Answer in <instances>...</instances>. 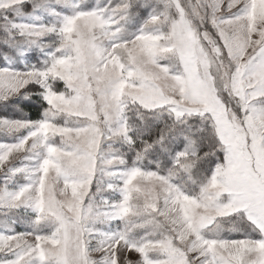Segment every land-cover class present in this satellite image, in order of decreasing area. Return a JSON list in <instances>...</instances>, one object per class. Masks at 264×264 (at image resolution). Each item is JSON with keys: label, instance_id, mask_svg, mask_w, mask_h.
Returning a JSON list of instances; mask_svg holds the SVG:
<instances>
[{"label": "snow or ice", "instance_id": "1", "mask_svg": "<svg viewBox=\"0 0 264 264\" xmlns=\"http://www.w3.org/2000/svg\"><path fill=\"white\" fill-rule=\"evenodd\" d=\"M0 110V264H264V0H0Z\"/></svg>", "mask_w": 264, "mask_h": 264}, {"label": "trees", "instance_id": "2", "mask_svg": "<svg viewBox=\"0 0 264 264\" xmlns=\"http://www.w3.org/2000/svg\"><path fill=\"white\" fill-rule=\"evenodd\" d=\"M30 107V106H29ZM5 113L2 111V110H0V115H4ZM8 114H11V113H8ZM35 110H33V116L35 117Z\"/></svg>", "mask_w": 264, "mask_h": 264}, {"label": "rangeland", "instance_id": "3", "mask_svg": "<svg viewBox=\"0 0 264 264\" xmlns=\"http://www.w3.org/2000/svg\"><path fill=\"white\" fill-rule=\"evenodd\" d=\"M0 139H3V137L0 136ZM135 258H136V256H135V254H133V259H135Z\"/></svg>", "mask_w": 264, "mask_h": 264}]
</instances>
